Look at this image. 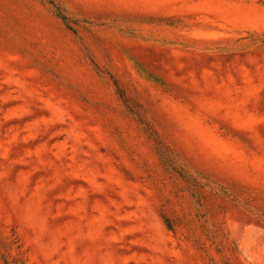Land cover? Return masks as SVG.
Listing matches in <instances>:
<instances>
[{
    "label": "rangeland",
    "instance_id": "374dc122",
    "mask_svg": "<svg viewBox=\"0 0 264 264\" xmlns=\"http://www.w3.org/2000/svg\"><path fill=\"white\" fill-rule=\"evenodd\" d=\"M0 264H264V0H0Z\"/></svg>",
    "mask_w": 264,
    "mask_h": 264
}]
</instances>
